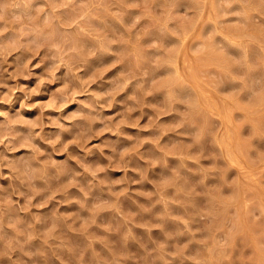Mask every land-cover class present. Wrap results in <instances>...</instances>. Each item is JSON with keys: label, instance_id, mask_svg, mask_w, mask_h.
I'll list each match as a JSON object with an SVG mask.
<instances>
[{"label": "rangeland", "instance_id": "obj_1", "mask_svg": "<svg viewBox=\"0 0 264 264\" xmlns=\"http://www.w3.org/2000/svg\"><path fill=\"white\" fill-rule=\"evenodd\" d=\"M0 264H264V0H0Z\"/></svg>", "mask_w": 264, "mask_h": 264}]
</instances>
